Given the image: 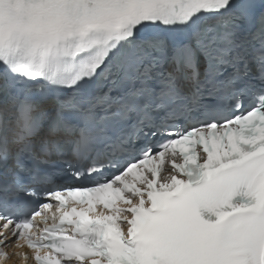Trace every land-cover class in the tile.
Returning <instances> with one entry per match:
<instances>
[{
    "label": "snow or ice",
    "instance_id": "6c2138e0",
    "mask_svg": "<svg viewBox=\"0 0 264 264\" xmlns=\"http://www.w3.org/2000/svg\"><path fill=\"white\" fill-rule=\"evenodd\" d=\"M10 246L264 264V0H0Z\"/></svg>",
    "mask_w": 264,
    "mask_h": 264
}]
</instances>
